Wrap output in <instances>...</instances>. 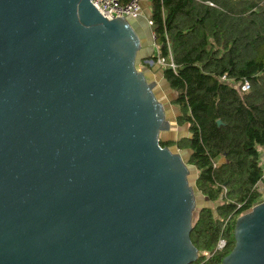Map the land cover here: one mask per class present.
<instances>
[{
	"label": "water",
	"instance_id": "water-1",
	"mask_svg": "<svg viewBox=\"0 0 264 264\" xmlns=\"http://www.w3.org/2000/svg\"><path fill=\"white\" fill-rule=\"evenodd\" d=\"M91 1L0 0V264H193L196 194L159 144L149 55ZM233 240L221 264H264V199Z\"/></svg>",
	"mask_w": 264,
	"mask_h": 264
},
{
	"label": "trees",
	"instance_id": "trees-1",
	"mask_svg": "<svg viewBox=\"0 0 264 264\" xmlns=\"http://www.w3.org/2000/svg\"><path fill=\"white\" fill-rule=\"evenodd\" d=\"M148 2L154 44L173 64L159 68L161 76L187 128L186 137L159 144L188 152L194 187L214 206L194 213L193 264H221L234 245L235 220L263 196L264 0ZM220 240L225 246L217 250Z\"/></svg>",
	"mask_w": 264,
	"mask_h": 264
},
{
	"label": "rangeland",
	"instance_id": "rangeland-1",
	"mask_svg": "<svg viewBox=\"0 0 264 264\" xmlns=\"http://www.w3.org/2000/svg\"><path fill=\"white\" fill-rule=\"evenodd\" d=\"M144 28H141L139 32H141V50L138 53V57L140 56H150V54L153 52L155 53L157 50V45L154 44V39L152 38V33L150 30V25L148 24V18L144 19ZM136 69L138 71H142L145 74V77L147 81L149 82H155L156 87L154 88V95L155 97L162 102L165 108V114L168 122L170 123V129L167 132L160 133L159 139L162 141H173L176 142L180 138H184L187 135V128L186 125H183L177 121L178 112L177 109L171 104V101L174 97V93L170 90L166 82L163 80V77L161 76L160 70L158 68H150V67H141V64L139 62L136 64ZM171 152L180 154L183 159L188 158V152L185 150H178L176 147H170L169 148ZM263 169H264V161L262 162ZM189 168V175L187 177L188 183L190 186L194 188L195 194H196V209L195 212H197L198 209L201 207H209L211 209L214 208L213 204H211L207 199L201 198L199 196L198 191L194 187V182L196 178V172H193L190 166ZM262 191V200L264 199V186L260 188ZM194 217V214H193ZM193 221V218H192Z\"/></svg>",
	"mask_w": 264,
	"mask_h": 264
},
{
	"label": "built area",
	"instance_id": "built-area-1",
	"mask_svg": "<svg viewBox=\"0 0 264 264\" xmlns=\"http://www.w3.org/2000/svg\"><path fill=\"white\" fill-rule=\"evenodd\" d=\"M140 0H131L127 5H121L118 0H92L91 3L93 7L100 13V15L107 20L113 19L116 17L134 19L140 16ZM148 24L151 25V22L148 21ZM152 38L153 34H152ZM157 50V49H156ZM155 59H146L141 67H150V68H173V64L170 62L166 63L165 60L159 56L158 50L154 53ZM224 79V77H222ZM247 84H244L242 90L247 89ZM225 246V242L220 240L217 244L216 249L221 250Z\"/></svg>",
	"mask_w": 264,
	"mask_h": 264
},
{
	"label": "crops",
	"instance_id": "crops-1",
	"mask_svg": "<svg viewBox=\"0 0 264 264\" xmlns=\"http://www.w3.org/2000/svg\"><path fill=\"white\" fill-rule=\"evenodd\" d=\"M140 16L134 19H130L132 25L135 27L136 32L141 36L140 30L141 28H144V22L145 18H148L149 16V2L148 0H140ZM159 69V68H158ZM160 70V69H159ZM161 73V71H160ZM187 136V135H186ZM262 162L264 161V156H261Z\"/></svg>",
	"mask_w": 264,
	"mask_h": 264
}]
</instances>
